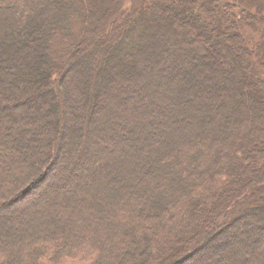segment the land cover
Instances as JSON below:
<instances>
[{
    "label": "trees",
    "instance_id": "trees-1",
    "mask_svg": "<svg viewBox=\"0 0 264 264\" xmlns=\"http://www.w3.org/2000/svg\"><path fill=\"white\" fill-rule=\"evenodd\" d=\"M0 264H264V0H0Z\"/></svg>",
    "mask_w": 264,
    "mask_h": 264
}]
</instances>
